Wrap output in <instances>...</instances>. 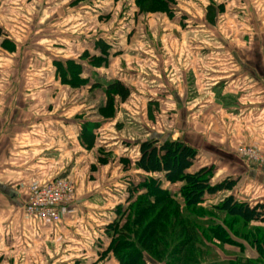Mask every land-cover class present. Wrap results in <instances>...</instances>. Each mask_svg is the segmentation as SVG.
<instances>
[{
    "label": "crops",
    "instance_id": "1",
    "mask_svg": "<svg viewBox=\"0 0 264 264\" xmlns=\"http://www.w3.org/2000/svg\"><path fill=\"white\" fill-rule=\"evenodd\" d=\"M101 1L0 0V264H121L113 249L114 231L128 215L123 210L130 205L127 187L144 177H162L136 166L144 140H181L197 149V167L213 168V182L237 179L232 191L208 196L205 207L229 194L250 205H264V166L236 154L246 144L264 151V64L237 63L231 68L226 59L230 51L224 49L220 63L207 60L204 81L197 84V64L189 66V72L196 73L190 80L183 52L167 50V34L157 31L161 17L144 16L136 0L127 2V13L126 0H110L114 6L107 17L96 8L80 22H65V10L90 9L87 4ZM200 3L202 8L193 3L195 9H206L200 20L210 24L208 9L226 13L232 4ZM137 11L142 19L135 17ZM165 16L176 21L174 13ZM104 21L110 24L107 33L100 31ZM74 26L78 32L71 31ZM215 53L205 50L207 58ZM98 57L108 61L95 63ZM65 60L82 67L76 83L70 75L65 80ZM167 66L183 75L181 80L168 78ZM118 70L125 75L119 76ZM116 80L131 93L122 101L111 91L108 104L107 88ZM190 82L204 90V111L189 108L185 125L173 134L170 122L163 119L160 130L158 121L151 135L150 106L156 98L151 99L148 90L185 89ZM174 95L175 103L182 105L183 94ZM55 178L74 181V202L59 221L29 219L24 211L27 185ZM163 187L168 188L165 183ZM252 225L264 228V223ZM233 238L238 245L226 243L225 252L264 264L256 243ZM139 258L150 264L147 256Z\"/></svg>",
    "mask_w": 264,
    "mask_h": 264
},
{
    "label": "trees",
    "instance_id": "2",
    "mask_svg": "<svg viewBox=\"0 0 264 264\" xmlns=\"http://www.w3.org/2000/svg\"><path fill=\"white\" fill-rule=\"evenodd\" d=\"M175 2L136 0L144 15L163 13L171 17ZM104 59L95 58V63ZM81 70L75 60H65V80L76 83ZM111 91L122 101L131 93L116 80L107 88L108 104L113 100ZM140 152L137 168L162 177H144L127 187L130 205L123 210L128 215L123 226L114 231L113 249L121 264H146L138 262L143 256L150 264H251L241 253L225 252L226 243L238 245L233 236L256 243L264 256V228L252 225L264 223L263 204L250 205L229 194L217 205H203L208 196L232 191L236 178L229 176L213 182V168L197 167V149L181 140H144ZM164 183L168 187L179 186L178 191L171 192L163 187ZM221 213L226 214L222 221L218 219Z\"/></svg>",
    "mask_w": 264,
    "mask_h": 264
},
{
    "label": "rangeland",
    "instance_id": "3",
    "mask_svg": "<svg viewBox=\"0 0 264 264\" xmlns=\"http://www.w3.org/2000/svg\"><path fill=\"white\" fill-rule=\"evenodd\" d=\"M194 1H197L200 6V2L202 0H176L175 4H173L176 21H170L171 19H167V17L163 13L153 16L157 19L161 17V20L163 19V17L165 18V20H160L161 24L158 25L157 31L159 33L167 34L165 41V47L167 50L178 49L183 52V60L185 61L184 65H186L187 62V72L185 75L189 77L190 80H193L195 78L194 75H196L197 73L196 83L199 84V80H202L203 82V78L206 76L204 66L208 63L207 60L209 59L213 60V62L216 61L220 63L223 59V57H221L220 55V52L224 49L230 51V55L226 59L227 62H229L227 64H229L231 68H235L234 65H237V63L241 65H253L258 63L264 64V57L258 56L259 54L262 55L264 53V0H230L232 4L229 5V9L226 13H222L221 8H214L213 10H211V12L209 11V17L211 18L212 24L205 22L204 19L200 20L201 12L205 13L206 9H203L201 11L199 6L197 5L195 9V5H193ZM211 1L217 3V0ZM127 2H129V0H126L123 3L125 6L124 8L126 9V13L127 10H129V5ZM191 3L192 5H190ZM87 5L90 7V9L88 7H83V9L78 10L75 8L65 10V22L71 20L67 25L72 24L73 22H80L83 18V15L87 14L86 12L96 8L100 10V15H104L107 17V15H109V13L113 11L114 6L113 3L110 2V0H102L101 2H96V5L94 6H92L93 4L91 3ZM119 7H121V5ZM121 8L124 10L123 7ZM117 10L115 9L114 12H116ZM76 13H78L79 15ZM136 13L140 15L138 16L137 14H135V17L137 19H142V17L145 16H143L141 13L139 14V11H137ZM115 14L116 13H114V17H116ZM77 17L80 19L78 20ZM189 20L194 23L192 24V26H189ZM101 26V33H107L111 29L110 24L107 23V21L102 22ZM74 30H77L78 32L79 27L74 26L71 31L73 32ZM244 37H246L245 40L243 39ZM210 49L216 52L213 58H207L205 56V50L210 51ZM260 50H262V52H259ZM254 52H256V56ZM194 56H197V59H195ZM226 59H224V63ZM257 59H263V61H257ZM191 60L193 61V63ZM105 61H108V59L106 58ZM103 63L105 62L102 60V64ZM192 64H197L198 70L196 73L189 72V66ZM122 66H124V64ZM166 70H168L167 77L170 79L174 77V79L176 80L178 78L179 80H181V78L183 77V75L181 76L180 74L171 72L170 66H167ZM117 74H119V76L125 75L124 71H119ZM197 87L194 83L190 82V85L185 89L179 87L148 90V96H151V99L156 98V102L152 103L150 106L151 121L149 130L151 131V135L154 132L156 133V131L158 130V121H161L159 122L160 130H162L161 128L163 127V119L166 120V122H170V132L172 133L176 128H183V126L185 125L184 116L189 112V108L192 107L195 109L203 107V109L201 110L204 111L205 106H203V104L205 103V93L203 89H200V85L198 88ZM138 91L139 90H135V92ZM175 91H180L184 96V98L182 99L183 104L180 106L177 105V103H175L174 101ZM136 97L137 96H135V98ZM160 97L163 100L160 99ZM135 132H138V130H136ZM238 156L243 160L248 161L247 159L241 157L239 154ZM154 178L160 177L156 175L154 176ZM168 188L171 192L176 193L179 186L172 185ZM218 219L222 221L224 219V216L219 214Z\"/></svg>",
    "mask_w": 264,
    "mask_h": 264
},
{
    "label": "built area",
    "instance_id": "4",
    "mask_svg": "<svg viewBox=\"0 0 264 264\" xmlns=\"http://www.w3.org/2000/svg\"><path fill=\"white\" fill-rule=\"evenodd\" d=\"M237 153L254 164L264 166V151L255 145H240ZM26 192L24 211L29 219L40 221H59L76 198L75 183L68 178H55L50 182L37 180L27 185Z\"/></svg>",
    "mask_w": 264,
    "mask_h": 264
}]
</instances>
